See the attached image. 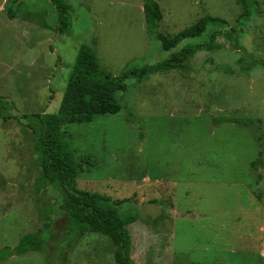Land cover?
<instances>
[{
  "label": "rangeland",
  "instance_id": "obj_1",
  "mask_svg": "<svg viewBox=\"0 0 264 264\" xmlns=\"http://www.w3.org/2000/svg\"><path fill=\"white\" fill-rule=\"evenodd\" d=\"M65 1L70 26L59 34L50 0H0V96L16 116L55 113L83 44L118 76L221 31L219 47L184 68L127 78L117 114L61 131L82 164L75 188L125 201L117 210L138 216L126 226L134 264H264V163L251 166L264 158V0L244 24L236 0H155L162 18L152 27L144 0ZM204 14L225 23L162 49L158 33L171 37ZM231 29L234 40L224 34ZM226 117H250L254 127ZM41 157L38 132L0 118V249L28 232L47 241L0 264H116L109 237L69 233Z\"/></svg>",
  "mask_w": 264,
  "mask_h": 264
},
{
  "label": "trees",
  "instance_id": "obj_2",
  "mask_svg": "<svg viewBox=\"0 0 264 264\" xmlns=\"http://www.w3.org/2000/svg\"><path fill=\"white\" fill-rule=\"evenodd\" d=\"M57 12V27L59 34H65L70 26L68 13L69 4L65 0H50ZM243 12L239 18L241 24L250 19L256 10L254 0H236ZM143 11L148 26H155L162 18L159 5L155 0H144ZM10 16L14 12L8 8ZM225 21L219 17L204 14L193 24L180 30L173 36L157 34L163 50H170L187 38L199 37L209 26H218ZM236 29L225 31L229 40H234ZM219 32H212L209 41L190 43L154 65H144L132 68L115 76L110 70L97 60L96 51L91 45L83 44L79 47L72 66L65 90L61 97L58 110L55 113H32L22 116L14 114V103L6 97L0 96V118H14L38 132L41 148V167L43 177L48 184L55 187L61 194L60 209L69 221V233L86 231L102 234L111 240L114 246L116 264H134L130 258V236L126 226L138 219L134 214H122L116 206L125 202L112 200L109 196L97 192L77 190L75 188L76 174L82 164L75 156L68 135L61 131L63 125L71 123L90 122L94 116L113 115L121 111L122 106L116 99L119 91H125L124 81L134 77L143 81L150 74L165 73L172 69H182L185 61L200 50L211 51L219 47L214 39ZM127 120H133L128 113ZM235 122L245 127H254V120L250 117H230L223 119ZM141 128V127H139ZM142 133V132H141ZM142 135V134H140ZM264 139V131L260 135ZM264 158H257L251 163L252 167L263 165ZM158 200L154 199L153 202ZM43 231L24 234L14 247L5 246L0 249V262L13 255H22L29 251L42 252L46 242ZM49 240V239H48Z\"/></svg>",
  "mask_w": 264,
  "mask_h": 264
}]
</instances>
